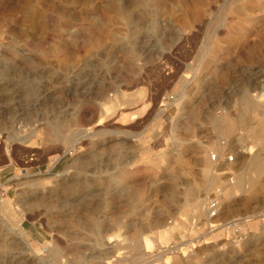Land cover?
Here are the masks:
<instances>
[{
  "label": "rangeland",
  "instance_id": "1",
  "mask_svg": "<svg viewBox=\"0 0 264 264\" xmlns=\"http://www.w3.org/2000/svg\"><path fill=\"white\" fill-rule=\"evenodd\" d=\"M224 142L252 221L157 254ZM0 196V264H264V0H0Z\"/></svg>",
  "mask_w": 264,
  "mask_h": 264
},
{
  "label": "built area",
  "instance_id": "2",
  "mask_svg": "<svg viewBox=\"0 0 264 264\" xmlns=\"http://www.w3.org/2000/svg\"><path fill=\"white\" fill-rule=\"evenodd\" d=\"M176 101L175 95H165L160 102V109L167 111L172 103ZM235 151L222 143L221 151L211 154V161L216 165L219 174L224 175V185L211 191L203 200L197 211L190 210L186 213L185 219L179 221L187 226L184 238L180 242L183 246L178 250V245L170 244L158 248L157 254L162 256L167 254H179L183 257L191 254L197 246L207 243L206 239L216 232L225 230L234 236L242 233L244 227L252 221L251 218H224L226 198L232 195L239 196L233 191L237 184L238 157ZM4 196V194H2ZM257 217L264 222V208ZM179 218V217H178ZM229 240V239H228ZM183 250L185 251L183 253Z\"/></svg>",
  "mask_w": 264,
  "mask_h": 264
},
{
  "label": "bare ground",
  "instance_id": "3",
  "mask_svg": "<svg viewBox=\"0 0 264 264\" xmlns=\"http://www.w3.org/2000/svg\"><path fill=\"white\" fill-rule=\"evenodd\" d=\"M86 135H88L89 134V132L87 131V132H84ZM209 146V145H208ZM204 147V146H203ZM210 150H211V148H209V147H205L203 150H201V152H200V154H199V163H200V165H201V167H202V171H203V174L205 175V176H207V177H211L212 176V174H213V172L212 171H214V168H213V166H212V161H211V157L209 156L210 155ZM181 154H182V152H181ZM184 156V155H183ZM198 156V155H197ZM163 157H165V156H163ZM165 159H167L166 157H165ZM163 160V159H162ZM200 167V168H201ZM216 169V168H215ZM201 170V169H200ZM201 172V171H200ZM217 173H218V171H217ZM202 174V175H203ZM217 176L218 175H220L219 173L218 174H216ZM216 175H214V177L216 176ZM203 178H204V176H203ZM206 179V178H205ZM204 179V180H205ZM213 179V178H212ZM214 181V180H213ZM211 182V181H210ZM213 183H215V181L213 182ZM214 186V185H213ZM208 192V191H207ZM199 195V194H198ZM198 197V196H197ZM194 198V197H193ZM198 198H200V196L198 197ZM195 202V201H194ZM2 200H1V196H0V206L2 205ZM161 212V211H160ZM163 212V211H162ZM11 233L13 234L14 233V231H11ZM165 234H161L160 235V239L161 240H163V238L165 237L164 236ZM18 240H19V243H17V241H11V242H9V240L8 239H5L3 242H4V244H6V245H8V246H18V249H20V251H21V253H23V252H29V251H31V252H33V249H32V247H31V245L25 240V239H23V238H18ZM148 241H150V239H147V242ZM78 259H79V257H78Z\"/></svg>",
  "mask_w": 264,
  "mask_h": 264
},
{
  "label": "crops",
  "instance_id": "4",
  "mask_svg": "<svg viewBox=\"0 0 264 264\" xmlns=\"http://www.w3.org/2000/svg\"><path fill=\"white\" fill-rule=\"evenodd\" d=\"M24 230L25 232L29 233L30 234V238L33 239V240H41V237H38L35 233H34V228L32 227H24Z\"/></svg>",
  "mask_w": 264,
  "mask_h": 264
}]
</instances>
